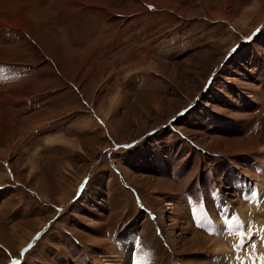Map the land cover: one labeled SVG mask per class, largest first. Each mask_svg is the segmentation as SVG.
Instances as JSON below:
<instances>
[{
	"label": "rangeland",
	"instance_id": "374dc122",
	"mask_svg": "<svg viewBox=\"0 0 264 264\" xmlns=\"http://www.w3.org/2000/svg\"><path fill=\"white\" fill-rule=\"evenodd\" d=\"M92 64L148 102L138 122L109 127L104 100L64 77ZM1 66L0 264H128L132 243L154 253L138 264H264V0H0ZM61 101L95 136L69 169L57 151L37 172L30 115Z\"/></svg>",
	"mask_w": 264,
	"mask_h": 264
},
{
	"label": "crops",
	"instance_id": "0c3cea01",
	"mask_svg": "<svg viewBox=\"0 0 264 264\" xmlns=\"http://www.w3.org/2000/svg\"><path fill=\"white\" fill-rule=\"evenodd\" d=\"M144 56H147V55L143 54V58H144ZM102 65H103V63H102ZM101 67H103V66H101L99 64H92V68L91 67L87 68V70H85L86 72L84 71V74L80 78L71 76V74H69V75L65 74V70L63 71V73H64V77L66 79H68L70 81L75 80V81L81 83V85L84 86V93L88 97L91 98V97L95 96L97 98V100H100V98H102L104 100V102H100V106L101 107L106 106V108L105 107L102 108L101 113L104 115L106 123L109 125V127H111V126L116 127L120 123H124L126 120H130V118H132L133 121L138 122L140 120V118H139L140 111L139 110L141 107L147 109V103L148 102L147 101L141 102L142 99L134 100V99H132V97H130V95L126 94V92L123 90L122 87L119 86L120 87L119 88L114 83H111V82L108 83V81H106L105 79L108 77V75L110 73L109 71L106 72L101 79L97 80L95 78V76L97 77L99 75L98 70ZM40 68L41 67L39 66V68L37 69V72H36L37 75H35L34 73H33L34 75H31L29 73L27 75V78L24 79L23 83L28 82L29 85H31L33 89H36L37 87H39L40 84L32 85V84H30V81L31 80L33 81V79H35V78L36 79L40 78L41 75L42 76L47 75L46 72L45 73L40 72ZM63 69H64V67H63ZM78 69L81 70L82 67L80 66ZM69 71H70V73H73L74 75L78 76L77 71L75 73L72 72L71 70H69ZM48 74H49V72H48ZM88 78H89V80H88ZM85 84L86 85L88 84L91 87L98 85L99 88H101V92H99V94H97L98 93L97 91L95 92L90 87L86 86ZM33 89H31V90H33ZM144 91H147V90H144ZM46 92H49L48 95L50 97H52V95H53V96H56V98L58 97V99L64 98V97H62L63 89L60 87L52 88L50 90H46L45 92L44 91L35 92L33 94H30L29 96H23V97H27L26 99L29 100L31 97H40L41 96V100H43V98H44V101H47V97H49V96H46V97L43 96V93H46ZM139 95H141V94H139ZM146 96H148V95H146ZM111 98H113V102L110 100ZM17 100H19V99L17 98ZM56 100L57 99H55L54 102ZM145 102H147V103H145ZM155 102L158 103L159 101H153V103L156 107L157 105ZM112 103H113V106L110 107V105ZM30 104H33V101L30 100ZM50 105H52V104H45L44 109L38 110V111H36V113H33L32 115H30V116L35 115L37 117V119L32 124L33 129L36 127L35 133L32 131V135L35 134L34 137L37 138L36 142H34V143L38 144V141L43 143V145L40 148L42 150L37 151L38 154L36 155V157L33 158V154L30 157L31 166H32V161H33L34 166H32V167L37 172H38V170L39 171L42 170V169L40 170V164H39L40 159L45 157L46 154H49V153L55 154V152H57V151H58L57 154H59V155L61 154V156H63L66 159L63 166L65 165L67 167V169H69L68 167L72 166L70 159H72L73 157L79 158L78 156L82 155L81 156L82 158H86L85 152L83 153L82 151H85L86 148L88 149L89 146L87 145V142L83 139V138H86V136H84V135H90L91 137L95 136V135H92V134H94L95 130H93V129H95V128H93L92 126H90V124H88V123H92V122H90L91 120L89 119L88 115H86L85 113H82L83 111H81V110L76 111L75 108L71 109L70 105L66 104V102H63V101L59 102L58 104L56 103L55 105L53 104L51 107H49ZM76 106L77 105H75V107ZM39 109H41V108H39ZM135 109H137V111ZM143 110H145V109H143ZM117 114H121V116H118ZM30 116H29V113H27V115L22 117V118H27ZM111 119H112V122H111ZM96 130H98V129L96 128ZM28 133H29V130L27 129V134ZM22 139H23V137L21 138V140ZM24 139L22 141H24ZM73 149H76V150L73 151ZM40 152H41V154H40ZM21 184H22V182H21ZM40 191L42 193H48V191L47 192H45L43 190H40ZM220 213H221V210H220ZM208 215H210V214L208 213ZM213 219H215V221H217L216 218H213ZM218 220L221 221V218H218ZM223 222H225V221H223ZM216 225H219L218 222L216 223ZM243 226H244V224H243ZM217 227L218 226H215V231L217 230ZM223 231L224 232H230L231 231L235 235H237V233H238V231L234 230L228 223H227V226H225L223 228ZM215 235H216V233H214V235H211V236L215 237ZM222 236L227 237L226 235H222ZM135 248H136V246L134 245V243H132L130 246H128V249L125 251V253L128 255V257H133V255L141 257V255L144 253H147V254L150 253L151 254V252L147 249H143V248L140 249V247H139L136 249L137 250L140 249V250L135 251L136 250ZM143 250H144V253H143ZM238 255H240V254H238ZM239 261H244V260H239ZM245 263L246 262L244 261V264ZM234 264H237V262L234 261ZM250 264H252V263H250Z\"/></svg>",
	"mask_w": 264,
	"mask_h": 264
},
{
	"label": "bare ground",
	"instance_id": "6f19581e",
	"mask_svg": "<svg viewBox=\"0 0 264 264\" xmlns=\"http://www.w3.org/2000/svg\"><path fill=\"white\" fill-rule=\"evenodd\" d=\"M222 208V207H221ZM212 215V214H211ZM215 218V217H214ZM208 219H210V218H208ZM212 222H214L215 221V219H210ZM210 220H209V223H210ZM227 220H231V219H227ZM226 220V221H227ZM241 222H242V224H243V221L242 220H240ZM205 224H208V223H206L205 222ZM222 229V228H221ZM244 232H245V227L243 226L242 227V229L240 230V231H238V233H237V235H243L244 234ZM222 235H223V233L221 232V230L220 229H217L216 230V237H215V239H212V241H211V246H212V248H213V250H215V251H220V249H224L225 247V245H227L225 242H224V238L221 240V238H222ZM218 238H219V240H218ZM139 247V246H138ZM137 247V248H138ZM228 247V246H227ZM140 250V249H139ZM224 250H226V248L224 249ZM223 250V251H224ZM151 253H153L152 251H150ZM154 254V253H153ZM147 256H149V254H147ZM136 257V259H141V257H138V256H135ZM131 262V263H130ZM128 264H134L133 263V257H129V261H128Z\"/></svg>",
	"mask_w": 264,
	"mask_h": 264
},
{
	"label": "snow or ice",
	"instance_id": "6c2138e0",
	"mask_svg": "<svg viewBox=\"0 0 264 264\" xmlns=\"http://www.w3.org/2000/svg\"><path fill=\"white\" fill-rule=\"evenodd\" d=\"M227 223H228L229 225H231V224H232V221H231V220H228ZM241 246H243V245H241Z\"/></svg>",
	"mask_w": 264,
	"mask_h": 264
},
{
	"label": "built area",
	"instance_id": "2783aa9c",
	"mask_svg": "<svg viewBox=\"0 0 264 264\" xmlns=\"http://www.w3.org/2000/svg\"><path fill=\"white\" fill-rule=\"evenodd\" d=\"M35 102H33V104H34ZM37 104V103H36ZM31 104H30V100H29V106H30ZM37 105H39V104H37Z\"/></svg>",
	"mask_w": 264,
	"mask_h": 264
}]
</instances>
